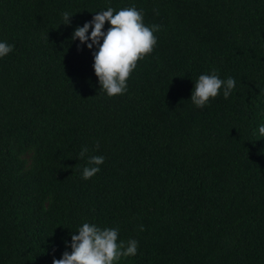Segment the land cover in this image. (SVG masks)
<instances>
[{
	"label": "trees",
	"instance_id": "16d2710c",
	"mask_svg": "<svg viewBox=\"0 0 264 264\" xmlns=\"http://www.w3.org/2000/svg\"><path fill=\"white\" fill-rule=\"evenodd\" d=\"M133 5L157 44L109 97L71 37ZM0 42V264H53L85 222L138 241L118 264H264V0H0ZM213 70L236 88L199 109Z\"/></svg>",
	"mask_w": 264,
	"mask_h": 264
},
{
	"label": "clouds",
	"instance_id": "9594fccd",
	"mask_svg": "<svg viewBox=\"0 0 264 264\" xmlns=\"http://www.w3.org/2000/svg\"><path fill=\"white\" fill-rule=\"evenodd\" d=\"M158 14V13H157ZM65 25L70 24V12L62 14ZM110 27L105 32V23ZM160 25L146 26L143 12L133 6L118 11L112 7L98 11L90 22L78 26L71 39H79L89 50L95 46L93 52L94 71L98 77L100 90L109 97L122 95L127 91V81L137 67L140 60L151 54L157 44L156 32ZM91 29L90 36L88 35ZM90 41V42H89ZM102 41V42H101ZM14 46L7 42H0V58L13 51ZM79 49V46H78ZM236 88V80L228 77L222 80L215 70L211 74H201L195 82L191 95V102L199 109H203L210 99L216 98L223 90V97L227 99ZM259 134L264 137V125L259 127ZM99 148V145H96ZM87 147H82L79 153L83 159L88 153ZM105 162L104 156H91L83 168L82 177L89 180L101 169ZM143 231V226H140ZM71 235V252L65 251L62 258L53 259V264H118L121 258L135 256L138 241L129 239L119 240L118 228H101L96 224L83 223Z\"/></svg>",
	"mask_w": 264,
	"mask_h": 264
}]
</instances>
